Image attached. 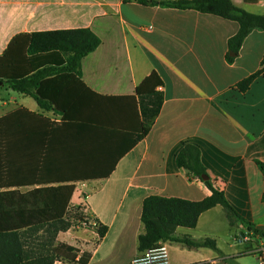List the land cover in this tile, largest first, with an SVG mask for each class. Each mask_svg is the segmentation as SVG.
<instances>
[{"label":"crops","instance_id":"1","mask_svg":"<svg viewBox=\"0 0 264 264\" xmlns=\"http://www.w3.org/2000/svg\"><path fill=\"white\" fill-rule=\"evenodd\" d=\"M231 1L264 15V0ZM80 28L101 39L82 61L88 101L64 119L0 86V118L25 109L59 124L44 138L42 167L52 177L71 178L72 205L83 203L108 228L88 251V264H131L140 254L147 197L202 201L212 195L206 181L178 166L186 145L199 148L209 180L241 218L264 225V31L248 35L233 56L228 43L240 25L193 9L138 0H0V57L20 35ZM258 72L242 91L239 84ZM153 73L163 80V105L148 136L131 146L142 122L136 90ZM246 231L242 222L232 226L218 205L196 228L176 231L181 239L215 240L218 251L168 241L171 264H250Z\"/></svg>","mask_w":264,"mask_h":264},{"label":"trees","instance_id":"2","mask_svg":"<svg viewBox=\"0 0 264 264\" xmlns=\"http://www.w3.org/2000/svg\"><path fill=\"white\" fill-rule=\"evenodd\" d=\"M144 5L176 9H193L240 25L229 40V50L238 55L245 39L255 30L264 31V15L251 14L231 0H138ZM101 45L90 29L57 30L23 34L14 39L0 57V83L15 92L33 97L45 110L70 116V109L88 101L83 92L91 93L82 81V61ZM230 61L234 57L229 56ZM260 72L239 84L249 89ZM163 80L153 73L138 86L136 95L142 122L135 140L148 136L160 114L163 95L158 90ZM94 95V94H93ZM53 123L42 115L19 109L0 118V264H88L91 253L81 254L75 246L58 242L60 233L72 228L69 211L76 185L68 177H52L43 169L42 146ZM177 164L192 178L203 181L208 175L198 147L186 145L177 155ZM264 173V165L259 164ZM212 195L202 201L152 195L144 200L138 250L144 252L159 242L177 241L189 247H209L218 251L215 240L196 242L177 238L178 228L194 229L200 216L222 205L231 225L242 222L250 232L264 235L255 224L246 222L228 203L225 194L206 181ZM29 188L23 191V188ZM82 219H86L81 215ZM94 229L103 239L108 228L92 218ZM85 223L87 221L85 220Z\"/></svg>","mask_w":264,"mask_h":264},{"label":"rangeland","instance_id":"3","mask_svg":"<svg viewBox=\"0 0 264 264\" xmlns=\"http://www.w3.org/2000/svg\"><path fill=\"white\" fill-rule=\"evenodd\" d=\"M22 190L27 191L28 189ZM81 215H84L86 219H82ZM92 218L94 217L83 203L77 206L72 205L69 211V220L72 228L68 232L60 233L58 242L72 244L78 249L90 251L91 247H94L99 239V234L94 229L95 223ZM85 220L87 223H85ZM246 234L252 239L251 246L246 249L247 251H252V254L247 256L249 263L264 264V235L254 232H247ZM239 250L243 251L244 246H240ZM260 257L263 258L261 262L259 261Z\"/></svg>","mask_w":264,"mask_h":264},{"label":"built area","instance_id":"4","mask_svg":"<svg viewBox=\"0 0 264 264\" xmlns=\"http://www.w3.org/2000/svg\"><path fill=\"white\" fill-rule=\"evenodd\" d=\"M263 258H261V261ZM131 264H171L170 249L167 242H159L156 246L141 252Z\"/></svg>","mask_w":264,"mask_h":264},{"label":"water","instance_id":"5","mask_svg":"<svg viewBox=\"0 0 264 264\" xmlns=\"http://www.w3.org/2000/svg\"><path fill=\"white\" fill-rule=\"evenodd\" d=\"M232 55L235 56L234 53H232ZM0 86H3V83H0ZM209 179H210V177L208 175L203 176L204 181H208ZM257 229L264 231V225L257 226Z\"/></svg>","mask_w":264,"mask_h":264}]
</instances>
